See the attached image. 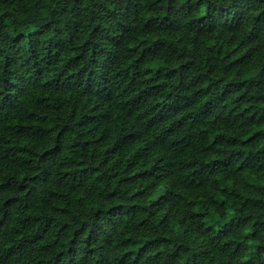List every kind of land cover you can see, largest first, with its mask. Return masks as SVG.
I'll list each match as a JSON object with an SVG mask.
<instances>
[{
  "label": "clouds",
  "instance_id": "9594fccd",
  "mask_svg": "<svg viewBox=\"0 0 264 264\" xmlns=\"http://www.w3.org/2000/svg\"><path fill=\"white\" fill-rule=\"evenodd\" d=\"M0 264H264V0H0Z\"/></svg>",
  "mask_w": 264,
  "mask_h": 264
}]
</instances>
